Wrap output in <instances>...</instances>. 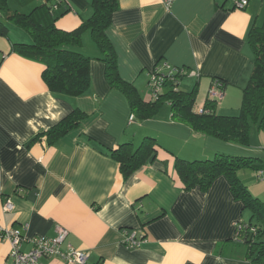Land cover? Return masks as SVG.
Wrapping results in <instances>:
<instances>
[{"label":"crops","instance_id":"obj_1","mask_svg":"<svg viewBox=\"0 0 264 264\" xmlns=\"http://www.w3.org/2000/svg\"><path fill=\"white\" fill-rule=\"evenodd\" d=\"M62 2L56 26L72 31L93 15L92 0ZM107 30L118 58L121 77L142 99L152 100L149 72L160 61L184 67L180 89L198 85L197 106H204L215 78L227 86L218 113L237 115L243 88L254 69L248 42L253 23L264 18V0H249L234 9L231 0H118ZM44 0H8L11 9L31 13ZM0 34V225L22 229V251L35 236L53 238L68 230L70 244L89 254L88 264H256L238 237L250 213L234 198L225 176L208 191L184 189L174 169L175 157L211 159L227 154L262 159L264 134L254 127L249 145L195 132L173 118L164 103L149 119H136L128 97L106 78V63L91 38L77 49L91 57V88L74 97L55 94L42 78L45 64L27 58L16 43H31V35L7 22ZM183 86H186L185 88ZM87 114L81 126L54 144L45 137L33 141L73 110ZM157 139V158L127 180L111 149L125 142L138 145ZM252 169L239 176L254 196L264 199V182ZM258 179V180H257ZM14 205L5 211V203ZM248 217V218H247ZM137 231L143 242L129 247L126 234ZM11 243L0 232V264H10ZM44 264H68L47 257Z\"/></svg>","mask_w":264,"mask_h":264},{"label":"trees","instance_id":"obj_2","mask_svg":"<svg viewBox=\"0 0 264 264\" xmlns=\"http://www.w3.org/2000/svg\"><path fill=\"white\" fill-rule=\"evenodd\" d=\"M61 6L60 1L47 0L31 13H23L11 9L8 0H0V34L7 35L9 22L31 35V43H16L15 47L21 55L45 64L42 78L51 92L78 97L91 88V57L77 49L83 44L84 34L90 32L93 42L101 51V59L106 63L105 75L109 84L128 97L135 119L154 117L167 102L171 105L175 120L204 135L249 145L254 127L264 134V18L260 24L253 23L248 33V42L254 52V69L243 88L239 113L220 114L217 110L219 102L207 99L204 105L206 112L201 114L197 112L196 105L198 85L191 91L180 89L181 80L187 75L186 68L182 74H178L177 90L168 82L159 99L150 102L144 101L136 87L121 77L117 53L107 35L113 14L119 8L118 0H92L93 15L72 31L56 26L59 15L68 10L57 12ZM216 81L225 91L227 83L221 78H215L213 83ZM86 117L84 111L75 109L49 130L39 133L33 141L45 137L49 144H54L80 127ZM158 147L161 145L157 139L147 136L138 145L125 142L109 150L108 154L119 163L120 172L127 180L137 170L156 160ZM174 157L175 173L187 191L194 188L208 191L217 178L225 176L228 179L234 198L241 201L244 210L250 213L248 221L241 225L238 237L247 246L248 258L256 264H264V202L251 193L239 176L242 169L264 170V161L227 154L195 160Z\"/></svg>","mask_w":264,"mask_h":264},{"label":"built area","instance_id":"obj_3","mask_svg":"<svg viewBox=\"0 0 264 264\" xmlns=\"http://www.w3.org/2000/svg\"><path fill=\"white\" fill-rule=\"evenodd\" d=\"M47 2V0H45ZM167 8H170L175 0H162ZM236 9H245L249 0H231ZM184 67H177L169 64L167 61L157 63L149 72L148 86L151 92L152 100L159 99L161 93L165 90L168 82L173 84L172 88L177 90L179 84V75L182 74ZM223 89L221 84L214 82L209 90L208 99L220 102L223 98ZM197 112H206L204 106H198ZM135 120L131 115L130 122ZM258 179H264V170L257 171ZM5 211H12L14 205L10 202L5 203ZM0 232H3V238L11 243L10 264H44L43 259L57 256L68 264H88L89 254L76 250L72 245H68L66 250L62 246L65 243L68 230L59 227L57 235L53 238L46 236H35L30 239L32 248L29 251H22V244L26 240L22 229L5 228L0 225ZM125 241L129 247L136 248L143 242L137 238V231L126 234ZM101 264H105L104 262Z\"/></svg>","mask_w":264,"mask_h":264},{"label":"rangeland","instance_id":"obj_4","mask_svg":"<svg viewBox=\"0 0 264 264\" xmlns=\"http://www.w3.org/2000/svg\"><path fill=\"white\" fill-rule=\"evenodd\" d=\"M45 1V0H44ZM46 2V1H45ZM56 2H59V1H56ZM184 88L186 87V86H183ZM255 171V170H254ZM254 174H255V177L257 178L258 177V174H257V172H253ZM258 180V179H257ZM259 182H264V179L263 180H261V179H259L258 180ZM261 188V190H264L263 189V187H260ZM257 198H259L261 201H263L264 202V199H261L260 197H258V196H256ZM248 218V217H247Z\"/></svg>","mask_w":264,"mask_h":264}]
</instances>
